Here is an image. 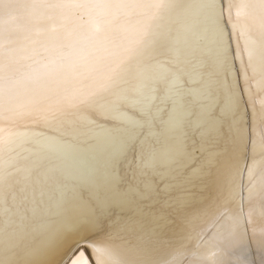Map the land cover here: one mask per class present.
I'll return each mask as SVG.
<instances>
[{"label":"snow or ice","instance_id":"obj_1","mask_svg":"<svg viewBox=\"0 0 264 264\" xmlns=\"http://www.w3.org/2000/svg\"><path fill=\"white\" fill-rule=\"evenodd\" d=\"M85 234L95 264L264 260V0H0V264Z\"/></svg>","mask_w":264,"mask_h":264},{"label":"bare ground","instance_id":"obj_2","mask_svg":"<svg viewBox=\"0 0 264 264\" xmlns=\"http://www.w3.org/2000/svg\"><path fill=\"white\" fill-rule=\"evenodd\" d=\"M2 15L5 19H8L10 22L15 23L20 19L21 12L16 7H12L6 12H4ZM80 239L88 241L92 239V237L88 234H85L82 237L76 238L73 241L69 242L67 245H65L58 257L57 264H72L73 260L78 258L79 251L75 252V250L78 248L77 242ZM80 250L83 251L84 256L89 261V264H95V253L93 252L88 243H83V246L80 247ZM255 260L256 264H264V260H262V258L259 256H255ZM181 264H186V262L182 261Z\"/></svg>","mask_w":264,"mask_h":264},{"label":"water","instance_id":"obj_3","mask_svg":"<svg viewBox=\"0 0 264 264\" xmlns=\"http://www.w3.org/2000/svg\"><path fill=\"white\" fill-rule=\"evenodd\" d=\"M80 241H84V239H80L77 243V246L80 248L81 246H83V242H80ZM78 248V249H79ZM81 252V250L79 249V253Z\"/></svg>","mask_w":264,"mask_h":264},{"label":"rangeland","instance_id":"obj_4","mask_svg":"<svg viewBox=\"0 0 264 264\" xmlns=\"http://www.w3.org/2000/svg\"><path fill=\"white\" fill-rule=\"evenodd\" d=\"M78 248H79V247H78ZM78 248L75 250V252L79 251L80 248H79V249H78ZM257 257H258V256H257Z\"/></svg>","mask_w":264,"mask_h":264}]
</instances>
